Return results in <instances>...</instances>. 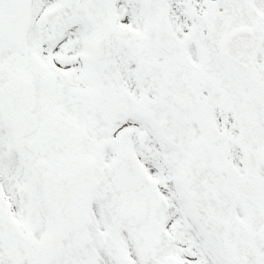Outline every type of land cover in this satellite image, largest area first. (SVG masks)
<instances>
[{"label": "snow or ice", "instance_id": "1", "mask_svg": "<svg viewBox=\"0 0 264 264\" xmlns=\"http://www.w3.org/2000/svg\"><path fill=\"white\" fill-rule=\"evenodd\" d=\"M0 264H264V0H0Z\"/></svg>", "mask_w": 264, "mask_h": 264}]
</instances>
